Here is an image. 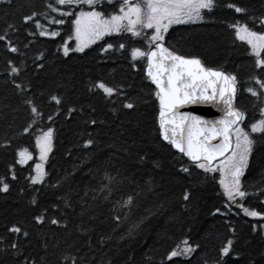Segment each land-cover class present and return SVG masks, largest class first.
Returning a JSON list of instances; mask_svg holds the SVG:
<instances>
[{"label":"trees","instance_id":"obj_1","mask_svg":"<svg viewBox=\"0 0 264 264\" xmlns=\"http://www.w3.org/2000/svg\"><path fill=\"white\" fill-rule=\"evenodd\" d=\"M49 3L55 2L0 7V179L9 184L0 192V264H264V134L251 133V124L264 119L256 83L264 70L231 27L239 21L264 33V0H216L206 24L173 29L166 38L175 52L237 77L236 105L255 143L240 178L247 194L232 202L217 172L196 168L162 140L156 91L144 64L130 54L143 49L142 42L110 38L65 56L72 17H60ZM227 3L246 11L236 13ZM33 12L44 29L60 34L40 36L35 22L25 24ZM108 44L113 47L104 51ZM101 82L115 90L111 96L96 87ZM127 102L135 107L125 108ZM49 128L45 179L33 185L36 140ZM24 149L32 158L21 165ZM237 202L260 215H245ZM185 240L195 251L169 260ZM229 240V254L222 256Z\"/></svg>","mask_w":264,"mask_h":264},{"label":"snow or ice","instance_id":"obj_2","mask_svg":"<svg viewBox=\"0 0 264 264\" xmlns=\"http://www.w3.org/2000/svg\"><path fill=\"white\" fill-rule=\"evenodd\" d=\"M107 2L112 4L113 0H107ZM10 3L11 0H0V4ZM101 3L102 0H55L54 4L49 3L46 7L52 12L58 13L60 17L75 16L71 23L74 26L77 41L74 50L77 52H83L89 44L95 43L104 35L127 32L133 37H138L142 35L144 29H153L154 31L149 37V51L145 52L140 48H133L131 57L133 61L140 57H147V75L158 89L156 96L160 104V129L163 139L193 161L196 168L202 169L205 173L219 171L221 176L219 183L229 202L235 201L237 196L243 199L247 193L241 189L240 177L249 166L255 141L250 133L240 126L245 119V113L234 105L237 93V77L220 69L205 67L200 59L185 58L164 46L165 33L168 32L171 25L194 23L197 20H202L203 10L212 11L216 6V0H137L135 3L132 0H122L119 4V11L107 16L103 11L97 10V6ZM83 5H87L89 10L84 11L81 7ZM226 6L229 9H234L236 13L246 11L233 3H227ZM75 7H81V10L74 13L71 9ZM65 8L68 10H62ZM36 15H38L36 12L26 15L24 23L35 22L36 28L40 29L39 34L41 36L56 37L59 35L58 32L49 33L44 29L39 21L34 20ZM50 22L64 24L65 20L53 19ZM260 23L264 26V19ZM231 27L235 29L236 38L250 46L252 54L256 57V67L264 70V56L261 55L264 53V33L253 31L247 25H241L239 21ZM3 39L5 37L0 36V40ZM152 45H155L154 50ZM112 47V44H108L104 51ZM124 47L125 45L121 43L120 48L123 49ZM10 51L16 52L17 49L12 47ZM68 52L69 48L65 46V56L68 55ZM17 71L18 69L15 67L12 68L13 73ZM256 83L260 85L261 89H264V80L257 79ZM96 87L102 89L108 96H111L115 91L103 82L98 83ZM247 91L254 97L258 96L257 91L253 88H248ZM52 99L57 104L61 103L55 96ZM205 102L222 103L225 106V118L215 122L201 121L199 117L179 114L177 111L179 107L185 104ZM29 103L31 102L29 101ZM124 107L133 109L135 105L132 102H127ZM31 111L36 114L38 109L32 107ZM261 116L264 117V108L261 109ZM177 117L179 118L177 119ZM168 124L174 126L171 136L166 127ZM258 132L264 134V119L251 124V133ZM52 136L53 130L49 128L43 136L36 140L42 161L47 159V154L51 151ZM217 136H221L222 141L216 145L211 144V141ZM233 136L235 137L234 142ZM229 151L231 154L226 156L225 153ZM18 156L17 163L21 165L31 159L27 149L21 150ZM218 157L224 158L220 160L218 166H213V161ZM35 167L37 174L31 178L33 185L41 183L44 176L42 165L36 164ZM183 171L188 172L189 169L184 168ZM12 179L15 180L17 177L13 175ZM0 185H2L0 192L7 193L9 191V184L5 182V179H0ZM184 199L188 200L189 195L185 194ZM237 206L243 208L247 216L257 217L260 215L259 212L249 210L238 202ZM36 220L38 223H43L42 216H37ZM51 222L53 224L58 223L55 219ZM10 231L20 233L21 228L12 227ZM27 235L28 233L24 232V236ZM183 244L185 245L183 249L177 246V250L170 253L169 260L172 257L187 256L195 251L193 247L188 245L187 240L183 241ZM231 244L232 241L229 240L228 245L221 249L222 256L229 254ZM17 247V244H12L13 249ZM73 264H76L75 260H73Z\"/></svg>","mask_w":264,"mask_h":264},{"label":"water","instance_id":"obj_3","mask_svg":"<svg viewBox=\"0 0 264 264\" xmlns=\"http://www.w3.org/2000/svg\"><path fill=\"white\" fill-rule=\"evenodd\" d=\"M211 104V102H205V103H196V104H185L181 107H179L177 109L179 114H188L190 116H195V117H199V119L201 121H220L222 119L225 118V111L224 108L225 106L222 103H215ZM179 117H177L178 119ZM166 127L169 130V135H172V129H173V125L172 124H168L166 125ZM220 127H222V125H220ZM177 132H179V130L177 129ZM222 137L221 136H217L215 139H213L211 141V144L216 145L219 144L222 141ZM176 151L180 152L178 149L174 148ZM230 152V151H229ZM227 152V153H229ZM225 153V155L227 154ZM190 162L191 161L187 156H185ZM222 157H218L216 160L221 159ZM215 160V161H216ZM213 161V163L215 162Z\"/></svg>","mask_w":264,"mask_h":264},{"label":"rangeland","instance_id":"obj_4","mask_svg":"<svg viewBox=\"0 0 264 264\" xmlns=\"http://www.w3.org/2000/svg\"><path fill=\"white\" fill-rule=\"evenodd\" d=\"M122 2V1H121ZM120 2V3H121ZM148 30H151V29H148ZM72 41V42H71ZM97 41V40H96ZM70 43H73V47L74 48H72V49H75L76 48V44H77V41H76V38H75V33H74V31H73V33H72V38H70L68 41H67V43H66V45L65 46H69L70 45ZM92 44V43H91ZM91 44H89V45H91ZM64 46V47H65ZM250 47V46H249ZM251 49V48H250ZM69 50H71V49H69ZM142 51H145L146 52V50H142ZM250 52H251V50H250ZM262 55V54H261ZM141 58V57H140ZM139 59V58H138ZM257 87H259L260 88V85L258 86L257 85ZM260 93L262 94V96H263V107H264V89H261L260 88ZM41 136H43V134L41 135ZM40 136V137H41ZM40 157V149H39V152H37V160H38V158ZM45 162H46V160H39V162H38V164H41L42 165V170H43V172H44V176H43V180H44V178H45ZM219 165V164H218ZM218 165H216V166H218ZM37 173H36V168H35V172H34V176L36 175ZM217 174H219V180H220V178H221V176H220V172L219 171H217ZM43 180H42V182H43ZM41 182V183H42ZM41 183H38V184H41ZM221 186V185H220Z\"/></svg>","mask_w":264,"mask_h":264},{"label":"bare ground","instance_id":"obj_5","mask_svg":"<svg viewBox=\"0 0 264 264\" xmlns=\"http://www.w3.org/2000/svg\"><path fill=\"white\" fill-rule=\"evenodd\" d=\"M148 29H144L143 30V32H142V35L147 31ZM141 35V36H142ZM141 36H138V37H133L132 35H130L129 37H128V40H138ZM175 54H177V55H181V54H179V53H175ZM181 56H183V55H181ZM185 58H189V57H186V56H184ZM197 58H199V57H197ZM199 59H201V58H199ZM202 60V59H201ZM203 61V60H202ZM204 62V61H203ZM205 63V62H204ZM147 69H148V67H147ZM165 78H166V76H165ZM155 89V91L157 92L158 91V89L157 88H154ZM209 91H211V90H209ZM156 99H157V103H158V107L160 106V104H159V99L157 98V96H156ZM211 104H214L213 102H211Z\"/></svg>","mask_w":264,"mask_h":264},{"label":"flooded vegetation","instance_id":"obj_6","mask_svg":"<svg viewBox=\"0 0 264 264\" xmlns=\"http://www.w3.org/2000/svg\"><path fill=\"white\" fill-rule=\"evenodd\" d=\"M121 1L122 0H118V2H121ZM98 10L103 11L105 13V15H106V5L105 4L101 3L99 8H98Z\"/></svg>","mask_w":264,"mask_h":264}]
</instances>
